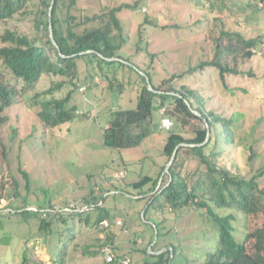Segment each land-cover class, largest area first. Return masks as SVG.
Wrapping results in <instances>:
<instances>
[{
  "label": "rangeland",
  "instance_id": "rangeland-1",
  "mask_svg": "<svg viewBox=\"0 0 264 264\" xmlns=\"http://www.w3.org/2000/svg\"><path fill=\"white\" fill-rule=\"evenodd\" d=\"M136 1L77 0L73 12L93 15ZM252 1L141 0L139 10L123 9L119 14L127 39L122 52L143 67L152 63L158 84L170 80L166 86L178 89L188 84L199 88L208 107L226 115L236 111L246 113L239 126L242 143H254L260 138L261 143L253 159L248 158L245 148L237 157L230 156V160L235 157L237 169L248 178L264 167V46L258 49L252 61L240 66L242 74L227 75L228 90L214 68L198 71L196 68L203 60L214 57L213 37L219 35L220 30L241 32L252 38L264 33V2L259 1V9L250 11L248 3ZM44 9L42 0H31L23 13L0 23V35L7 30L38 35L37 21ZM147 17L157 27L145 24ZM140 39H143L142 47L150 49L148 55L138 51ZM86 61L79 60L78 78L46 75L35 88L18 96L16 103L3 113L7 118L1 127L6 157L0 161V176L6 182L5 198L0 205V255L4 263L21 264L24 248L29 247L31 258L39 256L52 264V254L58 245L57 232L48 241L38 237V223L20 222L21 217L11 208L26 204L35 210L39 203L49 199L57 210L66 202L72 203L68 208L83 209L85 199L104 194L105 207L113 215L112 226L104 230L94 221L90 225L73 223L77 238L70 243L67 264H102L100 246L108 240L109 234L114 236L118 252L129 253L139 264L154 260L153 252L162 247L170 248L169 242L179 248L170 264H202L206 247L213 244V236L200 215H180L167 205L157 216L162 222L164 235L161 236H165L159 243L158 230L151 221L156 212L146 214L151 195L137 200L129 196L130 193L138 195L133 182L145 175L158 178L168 164L163 151L169 130L160 125V130L155 132L151 127L153 131L138 147H107L103 127L108 125L112 111L137 106L139 85H127L123 93L111 90L109 81L101 78ZM250 70L254 75L249 74ZM70 94L69 105L77 107L75 118L70 123L48 127L39 115L43 103L70 97ZM170 107L172 105L166 108ZM164 110L159 111L160 119ZM199 125V121H194L187 130L193 131ZM197 168V161L189 160L185 174H193ZM117 187L122 190L117 191ZM239 216L242 218L240 213ZM262 221V214L250 216L249 230H254ZM236 226L237 241H240L245 232L243 221L240 219Z\"/></svg>",
  "mask_w": 264,
  "mask_h": 264
},
{
  "label": "trees",
  "instance_id": "trees-1",
  "mask_svg": "<svg viewBox=\"0 0 264 264\" xmlns=\"http://www.w3.org/2000/svg\"><path fill=\"white\" fill-rule=\"evenodd\" d=\"M42 1L45 9L37 21L38 35L32 36L13 30H7L0 35V161L6 157L1 127L7 118L3 113L16 103L18 96L35 88L46 75L78 78L79 60L86 59L101 78L109 81L111 90L123 93L127 85H139L137 106L112 111L108 125L103 127L104 143L107 147L126 149L140 146L150 131L160 130L159 111L168 105L172 107L167 109L166 114L174 120V126L166 138L164 155L170 161L178 145L194 144L179 147L170 174L165 173L166 164L158 178L145 175L133 182L132 186L138 195L123 190L133 200L151 195L146 214L156 212L151 221L158 230L157 242L161 243L165 237L161 236L162 222L157 216L161 215L168 205L180 215L197 213L210 229L213 244L210 248L206 247L202 264H264V167L248 178L241 174L234 161L245 148L249 152L248 158L253 159L262 140L260 138L254 143H242L239 126L246 113L236 111L226 115L208 107L199 88L188 84H182L180 89L173 85L166 86L170 80H163L158 84L152 63L143 67L122 52L127 39L123 34L124 27L119 14L123 9L139 10L141 0L104 9L93 15H86L84 12L75 14L73 10L77 0H55L51 20L49 13L52 0ZM259 1L264 2L253 0L248 3L249 10L259 9ZM30 2L31 0H0V23L23 13ZM51 23L56 43L51 38ZM145 24L157 27L149 17L146 18ZM213 39L216 43L214 57L203 60L196 70L214 68L219 80L228 90L230 88L227 75H239L244 72L240 66H245L256 57L258 49L264 46V33L260 37L252 38L241 32L220 30L219 35ZM142 40L137 44L138 51L148 55L150 49L148 46L142 47ZM89 50L92 52L87 53ZM151 58H154V55H151ZM249 74L254 75L253 70H250ZM71 96L70 94V97L43 103L39 115L48 127H58L70 123L75 118L77 107L69 105ZM192 108L200 115L195 114ZM194 121H199L200 125L193 131H188L187 127ZM230 156L235 157L230 160ZM192 159L197 161L198 168L193 174L187 175V161ZM23 172L29 177L27 172ZM5 189L6 182L0 176V205L5 198ZM120 190L122 189L117 187V191ZM105 197L102 194L100 197L85 199V205L91 207L87 211L65 210L72 204L68 202L57 210L49 199L39 203L35 210L22 204L16 209L11 208V211L21 217L20 222H37V236L40 238L48 241L57 232L58 245L56 252L52 254V264H67L70 243L77 238V233L73 232V223L90 225L94 221L99 224L104 219L113 218L111 210L105 207ZM93 213H96L95 217ZM258 214L263 215L262 224L250 231L248 219ZM240 219L243 221L245 232L243 239L237 241L236 223ZM107 238L111 240L114 236L109 234ZM252 240L254 242L251 244ZM167 246L170 248L164 253L155 255L154 260H146L142 264H170L179 248L172 242ZM30 250L29 247L24 248L21 264H47L39 256L36 259L31 258ZM0 264H5L1 255ZM102 264H105L104 259Z\"/></svg>",
  "mask_w": 264,
  "mask_h": 264
},
{
  "label": "built area",
  "instance_id": "built-area-1",
  "mask_svg": "<svg viewBox=\"0 0 264 264\" xmlns=\"http://www.w3.org/2000/svg\"><path fill=\"white\" fill-rule=\"evenodd\" d=\"M165 110L162 113L161 119V126L166 129L170 130L174 126V121L170 116L166 114L167 108L164 107ZM83 209H76V208H66L68 211L78 210V211H87L90 210L91 207L89 205H85L83 203ZM65 209V210H66ZM100 227L103 229H108L112 226V223L109 219H104L100 223ZM116 241L114 239L105 240L101 246V253L104 259L105 264H132L131 258L120 256L116 252Z\"/></svg>",
  "mask_w": 264,
  "mask_h": 264
},
{
  "label": "water",
  "instance_id": "water-1",
  "mask_svg": "<svg viewBox=\"0 0 264 264\" xmlns=\"http://www.w3.org/2000/svg\"><path fill=\"white\" fill-rule=\"evenodd\" d=\"M54 4H55V0H52L51 7H50V13H49V15H50V20H51L52 9H53ZM50 28H51V38H52L53 42L56 43L55 38H54V35H53V24H52V23H51V25H50ZM90 52H92V51H90V50L87 51V53H90ZM100 55H101V54H100ZM101 56H103V55H101ZM103 57H104V56H103ZM106 59H107V60H112V58H106ZM141 72H142V71H141ZM142 73L145 74L144 72H142ZM148 81H150V80L148 79ZM149 87H150L151 89H153V87H152L151 84H149ZM188 104L190 105L189 102H188ZM190 107H191V105H190ZM192 109H193V108H192ZM193 112H194L195 114L200 115V113H199L197 110H195V109H193ZM182 145H183V146H194V144H188V143H182V144L178 145V147L175 149V151H174V153H173V155H172V157H171L169 163H168L167 166H166L165 173H169V174L171 173L170 168H171L172 164L174 163V161H175V159H176L177 151H178L179 147L182 146ZM165 173L163 174L162 179L160 180V184H161L162 181H163V177H164ZM144 213H145V210L143 211V216H144ZM156 239H157V237H156ZM155 243H156V241H155ZM166 250H168V248L165 247V248H163V249H161V250H159V251H157V252H153V253L156 254V255H159V254L165 252Z\"/></svg>",
  "mask_w": 264,
  "mask_h": 264
},
{
  "label": "crops",
  "instance_id": "crops-1",
  "mask_svg": "<svg viewBox=\"0 0 264 264\" xmlns=\"http://www.w3.org/2000/svg\"><path fill=\"white\" fill-rule=\"evenodd\" d=\"M114 240H115V238H114ZM117 244V243H116ZM165 248V247H164ZM159 251V250H158ZM116 252L120 255V256H123V257H128V258H131V260H132V264H139L138 262H135L134 261V259L131 257V256H127L126 254H129V253H124V254H120L119 252H118V245H116ZM164 253V252H163ZM154 255H156V254H154ZM142 264V263H141Z\"/></svg>",
  "mask_w": 264,
  "mask_h": 264
}]
</instances>
